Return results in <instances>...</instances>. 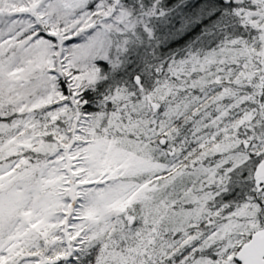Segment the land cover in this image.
I'll return each instance as SVG.
<instances>
[{
	"label": "snow or ice",
	"instance_id": "snow-or-ice-1",
	"mask_svg": "<svg viewBox=\"0 0 264 264\" xmlns=\"http://www.w3.org/2000/svg\"><path fill=\"white\" fill-rule=\"evenodd\" d=\"M0 264H264V0H0Z\"/></svg>",
	"mask_w": 264,
	"mask_h": 264
}]
</instances>
